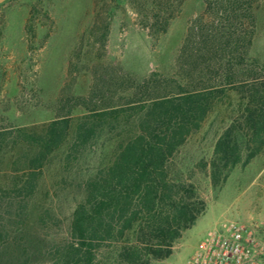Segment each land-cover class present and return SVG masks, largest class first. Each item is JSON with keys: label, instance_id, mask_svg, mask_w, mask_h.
I'll return each instance as SVG.
<instances>
[{"label": "trees", "instance_id": "trees-1", "mask_svg": "<svg viewBox=\"0 0 264 264\" xmlns=\"http://www.w3.org/2000/svg\"><path fill=\"white\" fill-rule=\"evenodd\" d=\"M125 1L153 38L167 31L183 4ZM259 1L264 9V0H204V16L189 25L172 74L151 72L137 79L121 71L99 76L87 95L61 96L55 119L16 129L11 138L0 133V151L3 146L14 150L13 165L26 171L9 186H0V201H14L20 209L24 206L20 202L36 190L39 169L67 142L71 131L73 154L103 133L118 138L109 162L83 183V198L71 213L69 240L55 246L48 261L40 264H154L169 259L207 208L196 185L173 172L172 160L230 92L239 97L238 115L217 137L211 158L196 167L218 190L232 169L260 153L264 65L250 55ZM100 15L96 12L92 30L104 46L110 20L101 23ZM27 30H34L31 19ZM116 90L120 94L114 99ZM76 108L85 114L73 120ZM38 220L43 221L42 216ZM6 238L0 228L3 264H27L32 251ZM103 247L112 248L102 258Z\"/></svg>", "mask_w": 264, "mask_h": 264}, {"label": "rangeland", "instance_id": "rangeland-1", "mask_svg": "<svg viewBox=\"0 0 264 264\" xmlns=\"http://www.w3.org/2000/svg\"><path fill=\"white\" fill-rule=\"evenodd\" d=\"M204 8V0H183L167 31L153 38L125 0L4 1L0 4V133L11 138L16 129L55 119L61 96L87 95L99 76L107 78L121 71L137 79L151 72L172 74L187 29L204 16ZM98 11L101 23L110 20L104 46L92 30ZM254 11L256 27L250 55L264 65V9L260 1ZM30 19L32 32L27 30ZM119 94L116 90L113 98ZM238 103L239 97L231 92L218 102L201 129L173 158V172H181L196 185L207 208L176 244L173 255L154 264H185L207 232L224 219L252 226L264 237V145L248 164L232 169L218 190L211 188L196 167L199 161L211 158L217 137L238 115ZM83 114V108H76L71 117L75 120ZM71 133L39 169L33 196L25 202L19 200L22 209L14 201H0V228L7 232V241L16 239L32 251L27 264L47 262L48 252L69 240L71 213L83 198V183L109 162L118 142L115 133H103L73 154L69 150ZM13 154L14 150L5 146L0 151L2 187L26 172L21 165H13ZM111 248L103 247L100 257H106ZM5 260L0 254V264Z\"/></svg>", "mask_w": 264, "mask_h": 264}, {"label": "built area", "instance_id": "built-area-1", "mask_svg": "<svg viewBox=\"0 0 264 264\" xmlns=\"http://www.w3.org/2000/svg\"><path fill=\"white\" fill-rule=\"evenodd\" d=\"M185 264H264V237L240 221L221 220Z\"/></svg>", "mask_w": 264, "mask_h": 264}, {"label": "water", "instance_id": "water-1", "mask_svg": "<svg viewBox=\"0 0 264 264\" xmlns=\"http://www.w3.org/2000/svg\"><path fill=\"white\" fill-rule=\"evenodd\" d=\"M4 1H6V0H0V4L3 3Z\"/></svg>", "mask_w": 264, "mask_h": 264}]
</instances>
